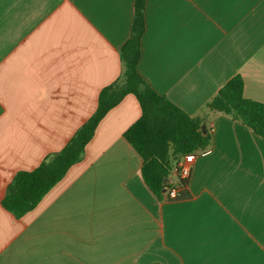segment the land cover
<instances>
[{
	"label": "crops",
	"instance_id": "0c3cea01",
	"mask_svg": "<svg viewBox=\"0 0 264 264\" xmlns=\"http://www.w3.org/2000/svg\"><path fill=\"white\" fill-rule=\"evenodd\" d=\"M135 0H0V264H264V138L211 114L189 198L157 197L124 138L128 95L84 158L17 219L2 200L19 172L64 149L124 75ZM139 71L198 117L244 79L264 103V0H148Z\"/></svg>",
	"mask_w": 264,
	"mask_h": 264
},
{
	"label": "trees",
	"instance_id": "16d2710c",
	"mask_svg": "<svg viewBox=\"0 0 264 264\" xmlns=\"http://www.w3.org/2000/svg\"><path fill=\"white\" fill-rule=\"evenodd\" d=\"M147 5L148 0L134 2L131 34L120 50L125 68L123 78L101 91L97 110L62 151L49 155L33 171L19 172L8 186L2 205L17 219L34 210L84 158L102 120L128 95L136 97L142 114L123 136L143 160L142 176L146 184L161 199L165 198L167 179L176 162L188 154L199 156L212 146L211 114L230 116L264 138V103L245 96V83L240 75L228 81L198 117L190 116L148 84L139 71L142 40L147 30ZM189 197L185 188L175 201Z\"/></svg>",
	"mask_w": 264,
	"mask_h": 264
},
{
	"label": "built area",
	"instance_id": "2783aa9c",
	"mask_svg": "<svg viewBox=\"0 0 264 264\" xmlns=\"http://www.w3.org/2000/svg\"><path fill=\"white\" fill-rule=\"evenodd\" d=\"M197 156L192 153L181 157L175 164L171 177L167 179L169 187L165 196L169 201H175L180 192L186 188L187 183L192 175L194 164Z\"/></svg>",
	"mask_w": 264,
	"mask_h": 264
},
{
	"label": "water",
	"instance_id": "95a60500",
	"mask_svg": "<svg viewBox=\"0 0 264 264\" xmlns=\"http://www.w3.org/2000/svg\"><path fill=\"white\" fill-rule=\"evenodd\" d=\"M204 130H205V128H204Z\"/></svg>",
	"mask_w": 264,
	"mask_h": 264
}]
</instances>
